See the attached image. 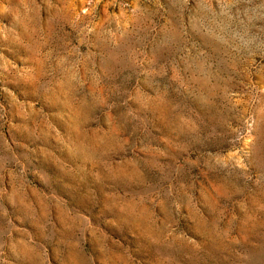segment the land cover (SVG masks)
Segmentation results:
<instances>
[{
	"label": "rangeland",
	"instance_id": "rangeland-1",
	"mask_svg": "<svg viewBox=\"0 0 264 264\" xmlns=\"http://www.w3.org/2000/svg\"><path fill=\"white\" fill-rule=\"evenodd\" d=\"M0 264H264V0H0Z\"/></svg>",
	"mask_w": 264,
	"mask_h": 264
}]
</instances>
